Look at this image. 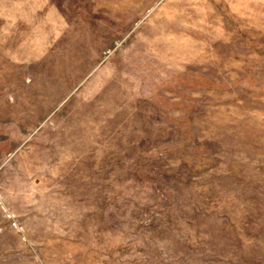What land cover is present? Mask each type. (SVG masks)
Segmentation results:
<instances>
[{
  "label": "rangeland",
  "instance_id": "obj_1",
  "mask_svg": "<svg viewBox=\"0 0 264 264\" xmlns=\"http://www.w3.org/2000/svg\"><path fill=\"white\" fill-rule=\"evenodd\" d=\"M0 264H264V0H0Z\"/></svg>",
  "mask_w": 264,
  "mask_h": 264
}]
</instances>
